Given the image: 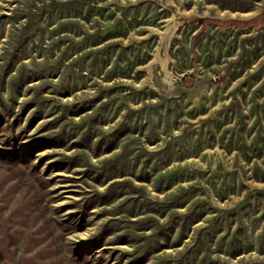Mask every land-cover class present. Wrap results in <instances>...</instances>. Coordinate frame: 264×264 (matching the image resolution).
<instances>
[{"label":"rangeland","instance_id":"rangeland-1","mask_svg":"<svg viewBox=\"0 0 264 264\" xmlns=\"http://www.w3.org/2000/svg\"><path fill=\"white\" fill-rule=\"evenodd\" d=\"M263 12L0 0V264H264Z\"/></svg>","mask_w":264,"mask_h":264},{"label":"trees","instance_id":"trees-1","mask_svg":"<svg viewBox=\"0 0 264 264\" xmlns=\"http://www.w3.org/2000/svg\"><path fill=\"white\" fill-rule=\"evenodd\" d=\"M262 19H264V12L261 13V15H259L255 19L248 20L247 22L246 21H243V22H245V24H250V23L255 24V23H257V25H261L262 22H260V21H262ZM208 20H213V21L217 22L218 24H220V26L223 29H226L227 27H235L238 24L243 23L241 20H237V19H234V18H231V19H220V18H217V19H206V21H208Z\"/></svg>","mask_w":264,"mask_h":264},{"label":"bare ground","instance_id":"bare-ground-1","mask_svg":"<svg viewBox=\"0 0 264 264\" xmlns=\"http://www.w3.org/2000/svg\"><path fill=\"white\" fill-rule=\"evenodd\" d=\"M223 13H224V12H221L220 15H223ZM251 13H253V11L250 12V14H251ZM248 14H249V13L231 12V16H232V15L244 16V15H248ZM89 232H91V231L87 229V230H85V231H83V232H81V233H76L75 236L78 237V238H80V237H85V236H87V235L89 234Z\"/></svg>","mask_w":264,"mask_h":264},{"label":"crops","instance_id":"crops-1","mask_svg":"<svg viewBox=\"0 0 264 264\" xmlns=\"http://www.w3.org/2000/svg\"><path fill=\"white\" fill-rule=\"evenodd\" d=\"M34 256L32 258H38V259H42L43 257H45V255H42L41 251H34L33 252Z\"/></svg>","mask_w":264,"mask_h":264}]
</instances>
